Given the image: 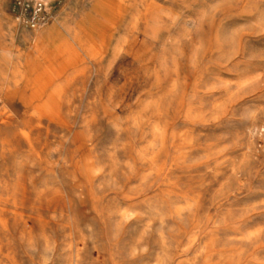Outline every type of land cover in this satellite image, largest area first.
Instances as JSON below:
<instances>
[{
  "label": "rangeland",
  "instance_id": "obj_1",
  "mask_svg": "<svg viewBox=\"0 0 264 264\" xmlns=\"http://www.w3.org/2000/svg\"><path fill=\"white\" fill-rule=\"evenodd\" d=\"M0 0V264H264V0Z\"/></svg>",
  "mask_w": 264,
  "mask_h": 264
},
{
  "label": "built area",
  "instance_id": "obj_2",
  "mask_svg": "<svg viewBox=\"0 0 264 264\" xmlns=\"http://www.w3.org/2000/svg\"><path fill=\"white\" fill-rule=\"evenodd\" d=\"M11 10L22 26L35 31L49 23L53 4L51 0H12Z\"/></svg>",
  "mask_w": 264,
  "mask_h": 264
}]
</instances>
